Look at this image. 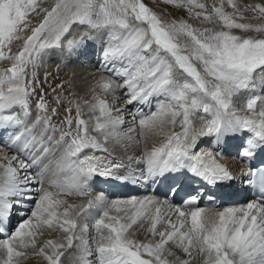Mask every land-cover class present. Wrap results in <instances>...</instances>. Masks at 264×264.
<instances>
[{"label":"snow or ice","instance_id":"1","mask_svg":"<svg viewBox=\"0 0 264 264\" xmlns=\"http://www.w3.org/2000/svg\"><path fill=\"white\" fill-rule=\"evenodd\" d=\"M167 2L187 5L189 11L207 7L200 0ZM228 3L234 9L237 7L235 0H228ZM39 8V0H0V59L13 61L9 68L0 71V128L24 123L15 111L17 107L22 109L25 119L30 115L29 96L35 88L33 81L26 79L29 65L35 67L47 50L60 49L72 56L86 47L93 39L89 32L68 38L74 25L87 26L95 32L106 30L107 46L102 56L105 65H111V68L105 70L122 78L123 84L102 78L101 88L105 92L126 89L129 104L148 103L157 95L164 96L167 103L158 101V112L141 118L139 126L142 129L153 127L164 117H170L173 126L177 123L181 126L180 132H172L164 143L144 153L142 160L146 170L141 176L152 180L173 176L169 187L173 195L182 189L184 174L213 188L227 187L237 176L219 162L218 157L223 152L198 150L199 141L211 138V142L220 147L226 146L230 139L249 133L237 155L249 164L246 170H240V176L247 177V185L258 189V198L244 206L225 207L222 211H206L194 206L198 205L199 191L189 193L182 206L167 198L161 201L155 197L109 200L104 193L83 205L67 203L58 198L61 193L87 195L84 190L96 176L116 181L129 179L119 173L123 164L105 162L96 155H82L89 148L105 153L108 149L97 136L88 134L89 123L81 118V107L77 103L76 131L61 135V141L69 138L65 156L67 166L75 176L67 186L52 182L60 188V193L44 189L41 174L34 176L28 172L37 163L35 157L31 163H26L0 149V236L6 237L0 239V264H15L14 258L25 254L17 250L18 247H35L38 230L54 226L64 233L62 240L46 241L38 253L48 264H61L66 251L72 248L79 250V264H92L89 257L93 251L97 255V264H170L165 256L169 242H175L190 257L196 249L198 255L204 256L203 264H264V161L252 166L255 157L264 153V107L257 109L258 101L264 103V98L253 94L247 99L246 110L252 115L239 114L233 105L234 96L241 92L254 93L258 83L264 90V38L243 37L231 31L264 32V25L237 22L238 13H226L223 2L212 11L227 30L201 31L185 21L165 24L142 0H56L50 9H40L43 18L30 28L28 17ZM252 10L264 15V5L256 4ZM195 15L212 19L207 11ZM239 18L243 19V16ZM29 29L31 34L23 38L20 34ZM181 34L191 40L189 51H184L189 46L181 45L177 39ZM22 38L21 49L11 54L12 42ZM193 61L199 62L202 70ZM32 75L35 78V72ZM84 103L95 120L93 130L100 133L104 141L109 136H120L117 129L125 121L113 112L121 109L114 110L99 97L95 103ZM36 108L45 115L38 114L35 124L43 121L48 125L51 117L46 115L48 105L42 95ZM51 111L53 115L56 113L55 108ZM67 111L71 112V108ZM193 117L203 123L195 127ZM65 122L71 129L72 118L69 116ZM133 130L129 129L130 132ZM22 136L23 133L10 137L7 146L18 151L27 150L28 144L17 147ZM47 151L44 149L45 153ZM14 162L18 167L13 166ZM33 184L41 187L34 189ZM33 192L37 195L33 196ZM33 200L34 206L28 204ZM163 207L168 208V213L162 212ZM185 208L190 210L185 211ZM26 209L30 210V215ZM113 211L116 214L113 215ZM170 213H175L176 222L172 221ZM14 214L21 220L13 229ZM90 216L94 219L95 232L91 237L86 222ZM144 217L150 221L148 232L159 237L155 242H140L127 235L128 230ZM164 220L170 230L158 231V224ZM90 239L95 242L94 249ZM171 254L168 250V255ZM180 264H189V261L183 260Z\"/></svg>","mask_w":264,"mask_h":264},{"label":"bare ground","instance_id":"2","mask_svg":"<svg viewBox=\"0 0 264 264\" xmlns=\"http://www.w3.org/2000/svg\"><path fill=\"white\" fill-rule=\"evenodd\" d=\"M56 3V0L55 1H50V2H48V3H45V4H47L48 5V7L49 8H51V6L53 5V3ZM205 2V1H204ZM223 2V9H224V7H226V6H231L229 3H228V0H215V3H216V6L217 7H219L220 5H221V3ZM247 2V4L250 6H254V5H256V4H258L260 1H258V0H247L246 1ZM246 2H243V0H235V3H236V5L237 6H240V7H243V9H244V7H245V4H246ZM43 4H44V2H43ZM215 5V4H214ZM247 5V6H248ZM172 7H175V5H172ZM43 8V7H42ZM46 8V7H45ZM184 8V7H183ZM231 8V7H230ZM179 9V8H178ZM241 9V8H240ZM232 11H233V9H232ZM250 12V11H249ZM38 13V14H37ZM37 13H34V15H32V16H30L28 19H29V21H30V28L31 27H35V20L36 19H40V18H43V15H44V13H43V11L42 12H37ZM251 13V12H250ZM40 22V21H39ZM195 24H197V25H199L200 27H203L204 29H212V30H214V31H219V30H227V29H225V28H223V26H220L219 25V23H218V21H217V23H214L213 21H209V20H204V21H202V22H200V21H193ZM238 22V21H237ZM239 23H248V24H250L251 22H239ZM38 24V23H37ZM252 25H264V24H261V23H251ZM84 31L86 32V30H84L83 28H81V27H79V26H73V29H72V36L70 37V38H72L73 36H75V35H77L78 33H84ZM231 31L234 33V34H236V35H239V36H243V37H253L254 35L252 34V33H249V34H246V33H244V31L243 30H240V29H231ZM102 32L103 31H100V32H97V33H93V35H92V37H93V39L87 44V46L86 47H84V48H82L78 53H76V54H73L72 56H68L66 53H65V57H61L60 58V60H59V63L58 62H56L54 65H53V63H52V65H51V67L49 66V68H46L45 69V67H44V69L43 68H41V69H37V73L39 74V75H41L42 77L44 76V72H45V70H46V73L48 74V72L47 71H51L52 69V72H50V73H52V75L50 74L49 75V77H47L46 79H44L45 77H43V79H44V88H45V90H49V94L51 95V96H53L56 100H57V97H59V99H61V102L63 103V105L64 106H69L71 109H72V112L73 113H75L76 114V104L78 103L79 105H80V107H81V110H83L85 113H88V114H90V110H89V107H88V105H86L85 103H84V101H88L89 103H95L96 102V98L94 99V101H91L90 100V98H88V96L87 95H90V96H95L94 94H96L95 92H96V90L94 89L93 91H92V87H93V85H92V83L94 82V79H97V81L99 80H101V78H103L104 79V76L105 75H103V68H101L102 67V65H101V63L103 62V64L105 65V63H104V60H103V56H100L99 57V60H100V62H98L99 60H97V58H98V56L100 55V53L102 54V51H98L99 50V47H100V44L101 43H99V42H101L100 41V34H102ZM29 33H30V29L29 30H27V31H24V32H22L20 35L23 37V38H26L27 37V35H29ZM256 33V32H255ZM23 38L22 39H18V40H14L13 42H12V44H11V54H13V53H17L18 51H19V49H20V47H22V45H23ZM253 38H264V36H262V35H258L257 37H253ZM99 44V45H98ZM101 49V48H100ZM5 51H6V53H7V49H5ZM53 52H55L54 51V49L52 50V53ZM46 53H48L47 51H46ZM46 53L44 54V55H46ZM61 53V52H60ZM62 54V53H61ZM47 56V55H46ZM97 56V58H95ZM50 57V56H49ZM56 58V57H55ZM90 59H91V61H90ZM52 60V59H51ZM3 61L4 62H11V60H9V59H3ZM47 61H48V59H47ZM55 61H57V60H55ZM63 61V62H62ZM13 63V62H12ZM58 63V64H57ZM38 64V63H37ZM43 64V63H42ZM68 65V64H71V67H69V68H66V66H65V68H63V66L64 65ZM39 65H40V61H39ZM45 65V64H44ZM32 66V65H31ZM37 66V65H36ZM41 66V65H40ZM101 66V67H100ZM117 66H119V65H117ZM39 67V66H38ZM43 67V66H42ZM87 67H89V68H87ZM111 68V65H108L107 66V68ZM35 68V67H34ZM40 68V67H39ZM95 68V69H94ZM118 68V67H117ZM5 69H7V68H5ZM5 69H3V70H5ZM50 69V70H49ZM2 70V71H3ZM64 71V73L62 74V72ZM86 71H88V73L86 72ZM31 73V72H30ZM105 73V72H104ZM92 74H94L93 76H92ZM38 76V75H37ZM58 76V77H57ZM92 77V79L91 80H89L91 77ZM110 76H113V75H111L110 74ZM41 77V78H42ZM28 78H29V76H28ZM85 78H86V81H89V83L88 84H90L89 86H84V85H81L78 81L80 80V81H82V80H85ZM32 80V79H31ZM106 80V79H105ZM108 80H113V78L112 79H108ZM36 81V83H37V80H35ZM61 81H63L64 83H62ZM59 82H61L62 84L61 85H63L62 87H61V85L59 84ZM114 82V81H113ZM118 84V83H117ZM257 86L258 87H260L261 88V86L259 85V83L257 84ZM41 87V86H40ZM39 89V88H38ZM39 90H41V89H39ZM120 90V89H119ZM118 90V91H119ZM255 90H259L257 87H256V89ZM52 91V92H51ZM35 92H37V91H35ZM44 92V91H43ZM114 93H115V91H113ZM112 92V93H113ZM119 92H121V90L119 91ZM264 92V91H263ZM40 93V92H39ZM38 93V94H39ZM111 93V94H112ZM123 93V92H122ZM257 93V92H256ZM47 94V93H46ZM48 94V95H49ZM245 94V92H241V94H239V95H237V96H234L233 97V101H235L236 102V99H240V100H242V97H244L243 95ZM125 95V94H124ZM32 96V95H31ZM45 96V95H44ZM89 96V97H90ZM46 97V96H45ZM97 97V96H96ZM124 97V96H123ZM158 97V96H157ZM157 97L155 96V97H153V98H151L150 99V102H148V107H149V105H150V103L152 102V100H153V102H154V100H157ZM264 97V96H263ZM47 98V97H46ZM50 98H52V97H50ZM100 98V97H99ZM112 98H114V97H112ZM117 98V97H116ZM155 98V99H154ZM100 99H103V97L102 98H100ZM120 99V98H119ZM124 99V98H123ZM103 100H105V99H103ZM111 100V99H110ZM70 101L72 102V103H70ZM106 101V100H105ZM117 101V100H116ZM31 102V101H30ZM60 102V103H61ZM107 103H108V105L110 106L111 105V103H109L108 101H106ZM122 102V101H121ZM34 103V102H33ZM114 103V102H113ZM116 103V102H115ZM120 103V102H119ZM118 103V104H119ZM124 103V102H123ZM122 103V104H123ZM246 103V102H245ZM53 104H55V103H53ZM117 104V103H116ZM118 104H117V106H118ZM121 104V103H120ZM129 104V103H128ZM146 104V103H145ZM237 104V103H236ZM61 105V104H60ZM115 105V104H114ZM134 105H135V103H134ZM157 105V104H156ZM235 105V104H234ZM262 105H264L263 103H261V105L259 106L258 105V103H257V109H259V108H261L262 107ZM128 106H130V105H128ZM136 106V105H135ZM139 106H141V105H139ZM146 106V105H145ZM240 106V105H239ZM124 107V106H123ZM125 107H126V105H125ZM53 108V107H52ZM68 108V107H67ZM114 108V107H113ZM127 108V107H126ZM133 108V107H132ZM136 108V107H135ZM134 108V109H135ZM140 108V107H139ZM238 108H240V107H238ZM30 109V108H29ZM61 109V108H60ZM121 109V108H120ZM133 109V110H134ZM146 109H147V107H144V109L142 110L143 112H144V114H145V112H146ZM33 110V109H32ZM125 110V109H124ZM130 110H132V109H130ZM129 110V111H130ZM136 110V109H135ZM241 110V109H240ZM67 111V110H66ZM247 111V110H246ZM51 112V111H50ZM50 112H47V114L46 115H49L50 114ZM97 112H98V110H97ZM131 112H133V111H131ZM134 113H135V111H134ZM137 113H138V111H137ZM136 113V114H137ZM148 113V112H147ZM146 113V114H147ZM123 114H124V112H123ZM135 114V115H136ZM145 114V115H146ZM36 115V114H35ZM40 115H44V114H40ZM51 115V114H50ZM115 115V114H114ZM126 115V114H125ZM134 115V114H133ZM138 115V114H137ZM136 115V116H137ZM115 116H121V117H124V115H122V113L120 114L119 113V115H115ZM37 116H34L33 115V113H32V115H31V117H30V120L29 121H31L32 119H34V118H36ZM69 117V115H67L66 114V118L65 119H67ZM82 117V116H81ZM132 117V116H131ZM138 118H139V116H137ZM140 117L141 118H144L143 117V115H140ZM140 118V119H141ZM123 119H125V118H123ZM34 120H36V119H34ZM128 120V121H127ZM125 119L124 121L126 122L125 124H124V127L125 128H130V127H134V125H135V123H133V118H130L129 117V119ZM139 120V119H138ZM56 121H58V119L56 120ZM53 122V121H52ZM44 123V122H43ZM88 123H90L91 124V122H89L88 121ZM137 123H139V122H137ZM41 124V123H40ZM52 124V123H51ZM53 126H54V124H52ZM39 124H38V128H39ZM45 126V125H44ZM95 126V121L93 122V125L91 126L90 125V127H94ZM9 127V126H8ZM172 127V126H171ZM180 127V126H179ZM10 128H13L12 127V125H10ZM37 128V127H36ZM49 128V127H48ZM60 128V127H59ZM51 129V128H50ZM122 127L120 126L118 129H117V131L120 133L121 131H122ZM132 129V128H131ZM139 129V128H138ZM169 129H171V128H169ZM172 129H173V127H172ZM23 130V127H21V130H19V131H17V132H15V136H17V135H19L20 134V132ZM57 130V129H56ZM137 130V129H136ZM4 131V128H0V134L2 133ZM53 131H54V129H53ZM59 131V130H58ZM91 131V130H90ZM129 131V130H128ZM127 131V132H128ZM60 132V131H59ZM127 132L126 133H120V136L119 137H112V136H109V138H108V140L107 141H104V140H102V139H100V137H99V140H100V142L104 145V147H106L107 149H108V151H110V152H113V153H116L117 154V156L114 158V157H110L109 155H108V152L107 153H105V152H103V151H96L97 153H91L92 155H96V156H100V157H102V158H104V161L105 162H107V161H112L113 163H121V164H123L128 170L129 169H131L132 171H136V173L138 174V170H140L141 168H143V170L142 171H145L146 170V165L143 163V160H142V157L144 156V153L145 152H147V151H151V149L153 148V147H157V146H160L162 143H164L165 142V140H166V138H167V136L168 135H170L172 132H175V130H167L166 132V134H162V136L160 137V138H154L153 136H151L152 135V132H149V130H147V129H145V128H143V129H141L138 133H137V135H136V131L135 132H133L132 134H127ZM164 132H165V130H164ZM43 133V132H42ZM49 133V132H48ZM50 134V133H49ZM52 134H54V133H52ZM154 134V133H153ZM60 135V134H59ZM97 135V134H96ZM157 135V134H156ZM160 135V134H159ZM98 136H99V134H98ZM52 137H54L55 138V136H52ZM58 137V136H57ZM103 137V136H102ZM239 136H237V137H235V138H238ZM242 137V136H241ZM28 138H31V136L30 135H26V140H25V142H22L21 144H19V146H20V148L21 147H23L25 144H30V142H29V139ZM148 138V139H147ZM234 138V139H235ZM28 139V140H27ZM233 139V142H235V140ZM55 140V139H54ZM207 140H208V138H204V139H201L200 141H199V144H198V148H199V146L201 147V145L204 143V142H207ZM125 142V145H123V143ZM54 143V142H53ZM62 143H64V142H62ZM56 144V143H55ZM211 144V143H210ZM31 145V144H30ZM62 145H64V144H62ZM127 145H130L129 146V150H126V148L128 147ZM204 145V144H203ZM206 145V144H205ZM54 146V145H53ZM52 146V147H53ZM208 146V145H207ZM55 147V146H54ZM56 147H58V146H56ZM203 148H201V149H204V150H209V151H212V152H214V153H216V152H220V151H222L223 152V155L222 156H220V157H218V160H219V162L220 163H222V164H225L228 168H229V170L230 171H232L233 172V170L234 169H232V168H234L235 166H237L238 165V168L235 170V172H233V174L234 175H236V176H239V178L237 179L238 181H233L229 186H227V187H225L226 189H225V191H223L224 192V194L223 195H220L219 196V198L218 199H216V200H213V201H210V202H207L205 199L202 201L201 200V198L199 199V202H198V205H194V206H199V207H202L201 205L202 204H204V202H206V206L205 207H202V208H205L206 209V211H222L225 207H241V206H244V205H246L247 203H249V202H251L248 198H247V196L246 195H244L245 193V191L244 192H242V194H243V199L242 200H237V199H234L233 201H231V192L229 191V189L230 190H233V189H235L237 186H238V188H240L239 186H240V183H241V181H240V179L242 180V178L243 177H240V171H239V169L241 168V169H247L248 168V166L246 165V162L245 161H243V160H241L240 159V157L237 155V152H235V150H231V151H229V152H226V148H228V147H225V149H223V148H213V146L211 147L210 146V148L209 147H204V146H202ZM58 148H61V147H58ZM58 148H57V150L56 151H58ZM66 148V147H65ZM0 149H2L3 151H5L7 154H9L10 152H12V153H16L17 155L16 156H18V157H20V154H19V151L18 150H15V151H12L11 149L12 148H9L6 144H4V143H1L0 142ZM36 149V148H35ZM229 149V148H228ZM33 150L34 149H32L30 152L31 153H33ZM86 150H88V149H86ZM37 157H39L42 153H44V151H42V149L41 150H39V149H37ZM53 151H54V148H53ZM52 151V152H53ZM56 151H55V154H56ZM64 151V150H63ZM132 153H131V152ZM65 152V151H64ZM62 152H60V154H61ZM87 153V152H86ZM85 153V154H86ZM112 153V154H113ZM110 154V153H109ZM10 155V154H9ZM14 155V154H13ZM115 155V154H114ZM56 156V155H55ZM36 157V158H37ZM57 157V156H56ZM61 157V156H60ZM59 157V159H61ZM130 157H134V159L136 160L135 162H130V161H126V160H128L127 158H129L130 159ZM137 157H138V159H137ZM21 158V157H20ZM51 158H52V154H51V152H48V155H47V157H46V159L44 160V162L42 163V165H41V167H39V169H38V174H41L42 175V179H43V188L44 189H46V190H48V191H51V192H53V193H60V188H58V187H56V186H54L53 185V181H56L57 183H59V184H61V185H64V186H67V185H69V184H71L72 182H73V180H74V173H67L65 170H64V168H62V167H60V164H58V158H57V164H56V162H51ZM63 158V157H62ZM64 158H66L65 157V155H64ZM123 158V159H122ZM22 159V158H21ZM62 160V159H61ZM65 160H67V159H65ZM64 159L62 160V161H65ZM131 160V159H130ZM139 161V162H138ZM49 162H51V163H49ZM63 163L61 162V165H62ZM64 165V164H63ZM62 165V166H63ZM66 165V164H65ZM68 168V167H67ZM140 168V169H139ZM29 173H32V170L30 169L29 171H28ZM36 172V173H37ZM22 174H23V172H22ZM32 175H34L35 176V174L34 173H32ZM37 175V174H36ZM70 176V177H69ZM98 177L99 176H96V177H94L93 179H91L90 181H89V187L87 188V189H85L84 191H86L88 194H92L91 195V197L90 198H87V200H86V202L85 203H87V201L89 200V199H92V198H94L97 194H99V193H104V195H105V190L103 189V186H102V188H101V186H98V188L97 187H93V185H95V183L96 182H98L99 180H98ZM130 178H132V177H130ZM81 182H83V181H81ZM143 182H144V179L143 180H141V184H143ZM191 185L193 186V187H195L194 185H195V183H191ZM35 186H36V184H33L32 185V187L35 189ZM207 186L208 185H205V184H203L202 183V185H198V189H200L202 192H204V190L207 188ZM39 187H41V185L39 186V185H37L36 186V188H39ZM229 187V188H228ZM210 188V187H209ZM237 188V189H238ZM214 189V188H213ZM222 192V191H221ZM226 192H228V193H226ZM193 194H194V192H193ZM33 196H36V194H32ZM208 195H210V194H208ZM73 196H76L77 198H78V194H75V193H73V194H71V195H68V194H66V193H61L60 194V196L58 197V198H60V199H63V197H73ZM84 196V195H83ZM133 197H135L137 200H141V199H144L145 197H155V198H157L158 200H164V199H166V197H160V196H156V195H154L153 193H151V192H147V193H144V194H138V193H136V194H134V196H124L123 195V197L122 196H116L115 197V199H120V200H128V199H131V198H133ZM110 200V199H109ZM70 202H71V200H69ZM171 201V200H170ZM244 201H246V203L245 204H242L241 205V203L242 202H244ZM173 204H175V205H178V206H182V202H180V203H178V200H176V201H171ZM68 203V202H67ZM29 204V203H28ZM185 211H188V210H190V209H188V208H185L184 209ZM162 212L163 213H168V208L167 207H163L162 208ZM115 214V212L113 211L112 212V214ZM153 213H154V209H153ZM15 215V214H14ZM13 215V216H14ZM121 215H123V213H121ZM170 215H171V219L173 220V222H176V220L178 219L177 218V216L175 215V213H170ZM15 217V216H14ZM144 218H146V217H144ZM144 218H142L141 220L143 221V219ZM20 219H21V217H19V218H13V221H11V226L13 227V229H14V226H16V225H18V223H19V221H20ZM91 219H93L91 216L86 220V222L87 223H92L91 221ZM141 220H139L136 224H134V226L135 227H139V228H141V226H142V221ZM123 222V221H122ZM93 224H91V226H89V237H91V235H93L95 232H94V229H93ZM168 228V227H167ZM160 229H163V227L162 228H160ZM163 230H165V229H163ZM168 230H170V228L168 229ZM159 231V230H158ZM161 231V230H160ZM134 232V231H133ZM132 232V230H131V228L128 230V233H127V235H129L130 237H132V238H134L135 240H137V241H140V242H145L142 238H138L137 236L138 235H136L135 233H133ZM0 238H6V237H2V236H0ZM159 238V237H158ZM89 243H90V245H91V243H92V241H91V239L89 240ZM32 248V247H31ZM72 249H68L67 251H66V254H65V256L64 257H62V263H65V264H79V261H78V253H75V252H73V251H71ZM182 250V249H181ZM192 256H193V258H197V259H199L201 262H203L204 261V256L203 255H198L197 254V250H193L192 251ZM91 257H89V259H90ZM167 258V257H166ZM93 259V258H92ZM92 259H91V261H92ZM97 259V258H96ZM168 259V261L170 262V264H173L172 262H171V260H169V257L167 258ZM94 262H96V261H94ZM93 264V263H92ZM96 264H97V262H96Z\"/></svg>","mask_w":264,"mask_h":264},{"label":"rangeland","instance_id":"3","mask_svg":"<svg viewBox=\"0 0 264 264\" xmlns=\"http://www.w3.org/2000/svg\"><path fill=\"white\" fill-rule=\"evenodd\" d=\"M50 1H55V0H39V4H40V8L39 9H37V12H42L40 9H50L49 7H48V5L47 4H45V3H48V2H50ZM205 1V2H204ZM247 0H243V2H246ZM258 1H260L258 4H260V5H264V0H258ZM43 2H44V4H43ZM142 2L148 7V8H150L153 12H155L158 16H159V18L165 23V24H170V23H172L173 21H175V22H177V23H179L180 21H185V22H187L188 24H190L193 28H195V29H198V30H203L204 28L203 27H200L199 25H197V24H195L193 21H200V22H202V21H204V20H206V19H204V17L203 16H196L195 15V13L196 12H202V11H207V13H209V14H211V16H212V19L211 20H209V21H213L214 23H217V21H218V23H219V25L220 26H223L222 25V22L221 21H219V19H218V17H216L215 16V14L213 13V7L215 6V7H217L216 6V3H215V0H200V2L201 3H204L207 7H206V9H199V8H193L191 11H189V9H188V6L187 5H182V6H176L175 5V7H172V5H174V4H171V3H168L167 2V0H142ZM55 4V2L53 3V5ZM215 4V5H214ZM52 5V6H53ZM247 4V2H246V4H245V7H244V9H243V7H240V6H237L235 9L232 7V6H226V7H224V11L226 12V13H238V15H237V21L238 22H251V23H261V24H264V15H261L258 11H253L252 10V6L250 5H248ZM51 6V7H52ZM43 7V8H42ZM46 7V8H45ZM184 7V8H183ZM231 7V8H230ZM179 8V9H178ZM241 8V9H240ZM232 9H233V11H232ZM251 13H250V12ZM32 15H34V13H32V14H30V16H32ZM240 15H242L243 16V19H240L239 18V16ZM29 16V17H30ZM28 17V18H29ZM42 18H40L39 20L38 19H36L35 20V26L37 25V23H39V21L41 20ZM250 23V24H251ZM74 26H79V27H81V28H83L84 30H86V32H89V34L92 36L93 35V33H97V32H95V31H90L88 28H87V26H82V25H74ZM101 31H103L102 32V34H100V41L101 42H99V43H101L100 44V47H99V50L98 51H102L103 52V50L105 49V47L107 46V43H106V41H107V32H106V30H101ZM85 32V31H84ZM93 32V33H92ZM247 32V33H246ZM256 31H254V30H248V31H244V33H246V34H249V33H252L254 36L253 37H257L258 35L260 36V35H262V36H264V32H256ZM31 34V32L29 33V35ZM72 35H70L68 38H70ZM252 37V38H253ZM177 39H178V41H179V43L181 44V45H185V44H187L189 47H188V49H183L184 51H189L190 50V48H191V40H190V38L189 37H187L186 35H183V34H181V35H179L178 37H177ZM259 39V38H258ZM99 45V44H98ZM101 48V49H100ZM20 49H21V47H20ZM19 49V50H20ZM53 50V49H52ZM52 50H47V52L48 53H46V55H42L40 58H39V60L37 61V63L38 64H36L37 66H35V68L33 67V66H31V65H29L28 67H27V69H26V79L27 80H31L32 79V81H33V83H32V87L33 88H35V91H37V92H34V93H32L30 96H29V108H30V111L33 113V115L34 116H37L38 114H44L45 115V113H41V112H39L38 110H37V108H36V104H37V102L39 101V99H40V97H41V95L43 96V98H44V100H45V102L47 103V105H48V111L47 112H50L53 108H55L56 109V113L53 115L52 114V111L50 112V114L48 115V116H50L51 117V120H50V123L48 124V125H46L45 123H43V121H41L40 123H39V127L41 128V130L43 131V133L44 132H46V133H50V136L52 137V136H55V138L54 137H52V141L54 142L53 143V145L55 146H53L54 147V151H53V149H52V151L55 153V151L57 150V148L58 147H61V148H58V151H56V156H57V158H58V164H60V167H62V168H64V170L67 172V173H73V171L72 170H70L69 168H67L68 166H67V160H65L66 158H64V155H65V153H66V149H67V145H68V143H69V138H65V140H63V141H61V135H62V133L63 132H67V131H72L73 133H75V131H76V114L75 113H73L72 112V109H71V112H69V111H66V110H68L70 107L69 106H64L63 105V103L61 102V99H60V102L59 103H57V100L53 97V96H51L50 94H49V90H45V88H44V79H46L47 77H49V75L51 74L52 75V73H50V72H52V70L51 71H47L48 72V74L46 73V70H45V72H44V76L43 77H45L44 79H43V77L41 76V75H39L38 73H37V69H41V68H43L44 69V67H45V69L46 68H49V66L51 67V65H52V63H53V65L56 63V62H58L59 63V60H60V58L61 57H65V53H62L61 52V50L60 49H54V51L55 52H53L52 53ZM62 54H61V53ZM14 54H16V53H13V55ZM50 56V57H49ZM61 56V57H60ZM100 56H102V54L100 53V55L98 56V58H97V56L95 57V58H97V60H99V57ZM56 57V58H55ZM47 59H48V61H47ZM52 59V60H51ZM55 60H57V61H55ZM39 61H40V65H39ZM90 61H91V59H90ZM100 61V60H99ZM12 60H11V62H4L3 61V59H0V71H2L3 69H5V68H9L10 66H11V64H12ZM63 62V61H62ZM194 63H196L197 64V67L198 68H201V70H202V66L199 64V62H197V61H193ZM43 63V64H42ZM57 63V64H58ZM45 64V65H44ZM101 65H102V67L101 68H103V75H105L104 76V80L106 79V80H108V79H112L113 78V80L112 81H114V83H118V84H123V79L122 78H118V77H116L115 75H113V76H110V72L109 71H106L105 69L107 68V66L108 65H104L103 64V62L101 63ZM117 65H119V64H117ZM116 65V67H120V65L119 66H117ZM40 68H39V67ZM43 66V67H42ZM65 66H66V68H69V67H71V64H66V65H64L63 66V68H65ZM87 68H89V67H87ZM110 68V67H109ZM95 69V68H94ZM50 70V69H49ZM31 72V73H30ZM33 72H35V78H33V75H32V73ZM87 73H88V71H86ZM105 72V73H104ZM64 73V71L62 72V74ZM38 75V76H37ZM94 74H92V76H93ZM112 75V74H111ZM28 76H29V78H28ZM42 77V78H41ZM58 77V76H57ZM91 77V76H90ZM178 78H179V74H178ZM92 79V77L89 79V80H91ZM102 79V78H101ZM35 80H37V83H36V81ZM101 81V80H100ZM100 81L98 80L97 81V79H94V82L92 83V85H93V89H92V91L95 89L96 90V94H94L95 96H90V95H87L88 96V98H90V100L91 101H94V99L96 98V96L97 97H100V98H102L103 97V99H105L106 101H108L109 103H111V105H110V107L111 108H113L114 110L115 109H120L121 108V110L122 111H119V112H117V111H114L113 112V115L115 114V115H119V113L121 114L122 113V115H124V117L123 118H125L126 120L127 119H129V117L130 118H133L134 116H135V125H134V127H130V128H125L124 127V124L126 123H124L121 127L123 128L122 129V131L120 132V133H126L129 129H134L133 131H128L127 132V134H132L133 132H135L136 131V135H137V133L142 129L140 126H139V123H137V122H139V120H140V115L142 114L143 115V117L145 116V117H147V116H150L152 113H154V112H158V107H157V102L158 101H161V102H164V103H167V100L165 99V97L164 96H160V95H157L156 97H157V100H154V102H153V100H152V102L150 103V105H152L153 107L150 109V105H149V107L146 109V112H145V114H144V112L142 111L143 109H144V107H147V106H145L146 104L145 103H135V105H134V103H132V104H128L127 103V97H126V95H124L125 94V91H126V89H120L121 90V92H119L120 90L119 89H116L115 90V93L113 92H105L102 88H101V86H100ZM62 83H64L63 81H61ZM61 82H59V84L61 85L62 83ZM81 85H84V86H89L90 84H88L89 83V81H86V78H85V80H82V81H78ZM41 86V87H40ZM41 89V90H39V89ZM257 88L259 89L258 91L257 90H255L254 91V93L253 92H251V91H248V92H245V94L243 95L244 97H242V100H238V99H236V102L235 101H233V105H234V107L239 111V114H241V115H252V113H250V112H248V111H246V103L245 102H247V99L250 97V96H252L253 94L254 95H258V96H260V97H262V98H264L263 96H264V90H262L260 87H258L257 86ZM119 90V91H118ZM44 91V92H43ZM40 92V93H39ZM52 92V91H51ZM123 92V93H122ZM257 92V93H256ZM39 93V94H38ZM47 93V94H46ZM112 93V94H111ZM49 94V95H48ZM241 94V93H240ZM47 97H45V96ZM90 96V97H89ZM124 96V97H123ZM50 97H52V98H50ZM112 97H114V98H112ZM117 97V98H116ZM120 98V99H119ZM124 98V99H123ZM111 99V100H110ZM117 100V101H116ZM31 101V102H30ZM122 101V102H121ZM34 102V103H33ZM114 102V103H113ZM118 104L119 102L121 103H119L118 104V106H117V104ZM124 102V103H123ZM53 103H55V104H53ZM123 103V104H122ZM237 103V104H236ZM261 103L262 102H259L258 101V105L260 106L261 105ZM61 104V105H60ZM115 104V105H114ZM264 104V103H263ZM125 105H126V107H125ZM128 105H130V106H128ZM139 105H141V106H139ZM240 105V106H239ZM124 106V107H123ZM53 107V108H52ZM68 107V108H67ZM133 107V108H132ZM136 107V108H135ZM140 107V108H139ZM238 107H240V108H238ZM262 107H264V105H262ZM61 108V109H60ZM136 110H135V109ZM33 109V110H32ZM125 109V110H124ZM130 109H132V110H130ZM134 109V110H133ZM241 109V110H240ZM130 110V111H129ZM19 111H22V109H20L19 107H17V113L19 112ZM131 111H133V112H131ZM134 111H135V113H134ZM137 111H138V113H137ZM123 112H124V114H123ZM138 115H137V114ZM36 114V115H35ZM47 114V113H46ZM66 114L67 115H69L71 118H72V121H73V123H72V125H71V129H69V126L67 125V123L65 122L66 121ZM99 114V112H96V115H98ZM126 114V115H125ZM134 114V115H133ZM139 116V118L136 116ZM114 115V116H115ZM81 118L82 119H85L86 121H89V122H91V124L89 123V126L91 125H93V122L95 121L92 117H91V115L90 114H88V113H85L83 110H81ZM132 116V117H131ZM58 119V121H56ZM124 119V120H125ZM139 119V120H138ZM170 117H164V118H162V119H158L155 123H154V126L153 127H150V128H145V129H147V130H149V132H152V135L151 136H153L154 138H160L161 136H162V134H166L167 132V130H175V132H180L181 131V126H180V124L179 123H177L175 126H173L172 124H171V122H170ZM53 121V122H52ZM128 121V120H127ZM54 124V126L52 125V124ZM203 123V121L202 120H200L198 117H193V125L195 126V127H199L201 124ZM45 125V126H44ZM173 127V129H172V127ZM180 126V127H179ZM49 127V128H48ZM60 127V128H59ZM51 128V129H50ZM139 128V129H138ZM169 128H171V129H169ZM53 129H54V131H53ZM57 129V130H56ZM94 129V127H90L89 128V135L90 136H97L98 137V139H99V137H100V139H102V140H104L103 139V137H102V135L100 134V133H98V132H96V131H94L93 130ZM137 129V130H136ZM60 132H59V131ZM91 130V131H90ZM164 130H165V132H164ZM138 131V132H137ZM49 133L47 134L48 136H49ZM52 133H54V134H52ZM122 133V134H123ZM154 133V134H153ZM60 134V135H59ZM97 134V135H96ZM98 134H99V136H98ZM157 134V135H156ZM160 134V135H159ZM58 136V137H57ZM15 137V136H14ZM55 139V140H54ZM148 139V138H147ZM62 142H64V143H62ZM56 143V144H55ZM211 143V144H210ZM62 144H64V145H62ZM204 144V145H203ZM202 145H201V147L199 146V148H198V150L199 149H201V148H203L202 146H204V147H209L210 148V146L211 145H213L214 143H212L211 142V138H208V140H207V142H204ZM206 144V145H205ZM123 145H125V142L123 143ZM208 145V146H207ZM56 146H58V147H56ZM128 147L126 148V150H129L130 148H129V146L130 145H127ZM52 147V148H53ZM66 147V148H65ZM220 148H223L222 146H220ZM56 149V150H55ZM65 152H64V151ZM97 150H94V149H91V148H89L88 150H85L83 153H82V155H92L91 153H97L96 152ZM60 152H62L61 154H60ZM87 152V153H86ZM131 152V151H130ZM86 153V154H85ZM110 153V154H109ZM113 152H110V151H108V155L110 156V157H116L117 156V154L116 153H113ZM132 153V152H131ZM10 154V155H9ZM8 155L9 156H12L13 154L14 155H17L16 153H12V152H10ZM115 154V155H114ZM61 156V157H60ZM59 157L63 160H65V161H62L61 159H59ZM63 157V158H62ZM66 157V156H65ZM123 159V158H122ZM128 160H126V161H130L131 163L132 162H135L136 160L134 159V157H130V159L129 158H127ZM137 159H138V157H137ZM4 163H7V161H3ZM61 162L64 164H62L61 165ZM66 164V165H65ZM13 166L14 167H18V164L17 163H13ZM238 168V165L237 166H235L234 168H232V169H234L233 170V172H235V170ZM241 170V168L239 169V171ZM29 171V170H28ZM32 173H34L35 175L36 174H38V172L36 173V172H32ZM31 173V174H32ZM75 175V174H74ZM70 177V176H69ZM241 177V176H240ZM239 178V176H237V179ZM235 180V181H238V180ZM37 185H39V184H36V186ZM36 186H35V188H36ZM40 186V185H39ZM37 195V194H36ZM91 195L92 194H88L87 193V195H84V196H81V195H78V198L76 197V196H73V197H63V200H65V201H67L69 204H74V205H83V204H86L85 202H86V200H87V198H90L91 197ZM113 199H115V198H110V200H113ZM69 200H71V202L69 201ZM34 203H35V201L33 200V202L31 203V205H33L34 206ZM246 203V201H244V202H242L241 203V205L242 204H245ZM60 211H62V208L60 209ZM116 214V213H115ZM28 215H30V210H28ZM113 215H114V213H113ZM16 218H18V216H15ZM20 217V216H19ZM24 218H27V217H24ZM21 220V219H20ZM92 221V223H88L89 224V226H91V224H94V219H91ZM142 221V220H141ZM173 221V220H172ZM20 222V221H19ZM93 227V226H92ZM150 227V221H149V219L146 217V218H144L143 219V221H142V226H141V228H139V227H135L134 225L131 227V230H132V232L133 233H135L136 235H138L137 237L138 238H142L145 242H155L156 240H158L159 238L157 237V236H153L150 232H148V228ZM163 227V229H169V225H168V223H167V221L166 220H164V221H162L160 224H158V226H157V230H161V231H164L163 229H160V228H162ZM168 227V228H167ZM93 235H95V233L93 234ZM63 236H64V233L62 232V230H60L58 227H53V228H47V227H42V228H40L39 230H38V234H37V236L35 237V240H36V244H35V247H32L31 248V246L30 247H28V248H19L18 247V249L17 250H19V251H22V252H24L25 254L23 255V256H20V257H16V258H14V260H15V264H48V261L45 259V257L43 256V255H40V254H38L39 253V249L41 248V247H43L44 246V244H45V242L46 241H48V240H54V241H60V240H62V238H63ZM92 236V235H91ZM98 238V237H97ZM0 239H2V238H0ZM92 241V240H91ZM93 249L95 248V242L94 241H92V243H91V245H90ZM168 250H170L171 251V255H168ZM194 250V249H193ZM192 250V251H193ZM196 250V249H195ZM46 251L47 252H51V249H46ZM71 251H73V252H75V253H78V255H79V250L78 249H76V248H72V250ZM165 256L168 258L169 257V260H171V262L173 263V264H180V262L181 261H183V260H188L189 261V264H203V262H201L199 259H195V258H193V256H189L188 254H186V253H184L183 252V250H181V248H179L177 245H176V243L175 242H169L167 245H166V251H165ZM78 257V256H77ZM93 258V259H92ZM97 255H96V253L93 251V255L91 256V258H90V260L92 259V263L93 264H96V262H97ZM145 258H148L147 256H146V254H145ZM94 261H96V262H94ZM61 264H65V263H62V261H61Z\"/></svg>","mask_w":264,"mask_h":264}]
</instances>
